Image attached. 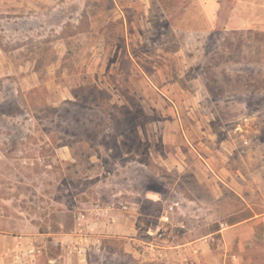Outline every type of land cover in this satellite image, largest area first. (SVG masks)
<instances>
[{"label":"rangeland","instance_id":"374dc122","mask_svg":"<svg viewBox=\"0 0 264 264\" xmlns=\"http://www.w3.org/2000/svg\"><path fill=\"white\" fill-rule=\"evenodd\" d=\"M122 151L130 185L170 202L144 209L224 235L162 262L107 238L91 263L264 264L262 222L226 227L264 211V0H0L1 225L68 232L98 194L112 207ZM149 151L187 154L186 172ZM89 154L103 169L81 175ZM194 156L219 201L192 175ZM47 240L43 264H62Z\"/></svg>","mask_w":264,"mask_h":264},{"label":"crops","instance_id":"0c3cea01","mask_svg":"<svg viewBox=\"0 0 264 264\" xmlns=\"http://www.w3.org/2000/svg\"><path fill=\"white\" fill-rule=\"evenodd\" d=\"M63 148L67 149L66 146ZM62 153L64 158L74 159L69 149L62 151ZM128 155L129 152L122 151L114 159V161L116 160L114 166L116 164L115 169L119 174L116 175V185L112 190V196L114 197L113 202L111 201L110 203L112 207L107 208L111 205L101 204L103 203L101 200L103 197L101 198L102 195L98 194L99 197L97 200L99 201L94 204L90 203L86 205L87 211L80 212L85 213L90 227L94 229V233L90 234L88 240L80 242V252H70L71 244L76 241V238L73 236L74 227L68 232L42 231L32 220L28 221L27 219L23 220L22 218L15 217L14 225H1L2 220H0V264H43L41 257L42 248L47 246L48 237H51L52 240L50 241H52V243H59L61 247L59 259H61L60 261L62 264H99L91 263L90 256H92V254L96 256L97 253L101 256L103 252L106 251V247L103 243L107 238H111L112 241L124 239L125 249H128L134 257H142L145 260L156 259L162 262L165 260L164 258L167 259L169 256H174L176 258V256L182 254L183 251L197 253L200 248L199 241L202 239L206 240L209 235L217 231L221 232V235H224L222 232L224 226L216 230H207L201 235L196 233L193 234V231H196V226L192 227L193 225H188L190 220L171 221L170 224H168L166 221H163V217L167 215L159 216L157 212L144 209V203H157L164 207L169 205L170 202H168L167 196L158 189L147 190L140 195V193L130 185L128 175L126 174L125 176V172H127L128 165L131 162V158H127ZM148 155L150 159H153L164 171L174 174L186 172L185 166L187 164L185 162V157L187 154L185 155V153L181 151H175L173 153L149 151ZM194 157L195 159L193 158V161H191L192 165L195 167V169L193 168L194 170H191L192 175L195 176L197 183L206 184L208 189L212 191L211 198L214 200V203L219 201L217 199L220 196L218 193L221 191L220 186L211 182L212 179L208 178L204 172L202 161L199 157ZM85 158L92 161L94 167L90 171L85 169V167H80L79 174H96L103 169V164L100 162L101 158L96 154H89L85 156ZM119 160H121V162ZM121 164L122 166H127L123 168L120 166ZM176 182L177 179L175 180V183ZM216 185L217 188L215 189ZM217 189H219V191ZM172 199L174 198L172 197ZM243 200L244 203H246V199ZM171 202L175 203L174 200ZM188 203H190L188 206L194 207L192 203H195V201L193 198H190L188 199ZM106 209L107 212L105 211ZM193 214H195V210ZM110 216L113 218V222L105 227L104 223ZM0 218L9 219L1 215ZM253 220L264 224V211L254 212L253 215L244 216L238 220L232 221L226 224V227L229 229L237 226H246L247 223ZM138 223L141 225L140 227H138ZM158 226L164 228L165 237L162 241L157 242L154 241L155 237L153 235L155 228ZM182 236L184 238L183 240L178 241L176 239ZM30 244L36 247V253L33 255L27 254L26 252V248ZM47 247H49V244ZM115 254H117V252ZM56 260L57 259L52 256L48 257V261L51 263H54Z\"/></svg>","mask_w":264,"mask_h":264},{"label":"built area","instance_id":"2783aa9c","mask_svg":"<svg viewBox=\"0 0 264 264\" xmlns=\"http://www.w3.org/2000/svg\"><path fill=\"white\" fill-rule=\"evenodd\" d=\"M111 206H108L107 208H110ZM107 212V209L105 210ZM168 217L164 216L163 221H167ZM113 222V218L110 216L108 217L107 221L104 223L105 227L109 226ZM222 226V224H221ZM93 228L90 227L89 221L86 219L85 213H79L76 217L75 226H74V232L73 236L76 238V241L71 244L70 252H80L81 251V241L88 240L90 234L94 233ZM164 234V228L162 226H158L154 230V235L161 237ZM27 254H35L36 253V247L33 244H30L26 248Z\"/></svg>","mask_w":264,"mask_h":264}]
</instances>
